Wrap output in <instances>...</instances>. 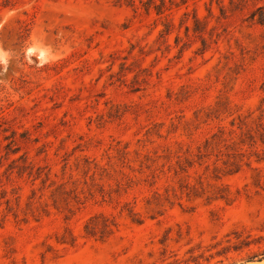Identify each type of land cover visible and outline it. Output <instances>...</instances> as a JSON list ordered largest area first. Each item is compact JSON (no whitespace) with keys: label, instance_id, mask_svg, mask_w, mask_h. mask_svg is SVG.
I'll return each instance as SVG.
<instances>
[{"label":"rangeland","instance_id":"obj_1","mask_svg":"<svg viewBox=\"0 0 264 264\" xmlns=\"http://www.w3.org/2000/svg\"><path fill=\"white\" fill-rule=\"evenodd\" d=\"M178 1L157 14L140 0L137 9L113 0H0V264H166L164 254L182 256L235 228L264 235V160L253 163L261 180L248 167L223 178L232 202L183 197L155 218L146 197L157 185L135 181L122 198L136 202L144 221L121 215L104 241L84 237L83 225L98 211L119 214L114 203L88 202L70 220L51 205L42 214L48 185L83 181L90 161L110 167L130 151L125 170L139 176L135 151L167 157L178 141L197 146L218 122H186L218 95L244 112L264 103V24L259 11L250 17L264 0ZM162 157L156 166L167 169ZM167 185L160 179L162 192ZM67 226L79 234L74 245L57 242ZM247 252L219 264H264L262 255L242 260Z\"/></svg>","mask_w":264,"mask_h":264},{"label":"trees","instance_id":"obj_2","mask_svg":"<svg viewBox=\"0 0 264 264\" xmlns=\"http://www.w3.org/2000/svg\"><path fill=\"white\" fill-rule=\"evenodd\" d=\"M117 4H126L137 9L136 0H113ZM185 1V0H183ZM146 12L151 9L157 14H162L172 9L180 2L178 0H140ZM259 11L258 23L264 24V6L258 7L251 13V19H255ZM171 28H167L169 32ZM228 120L227 122H225ZM216 121L215 128L205 135L204 140L194 148L191 144L185 145L178 141L179 148L165 146V154H151V151H135L137 167L133 164V171L138 173L132 176L126 172V167H131L133 159L129 157L130 151L124 152L117 163L104 166L98 162L90 161L94 167H87V175L83 181L65 180L58 182L53 180L48 187H52L48 200H42V214L49 212L51 205L59 212L65 214V219L70 220L77 211L86 207L88 202L114 203L120 207L119 214L98 211L89 216L83 225V236L92 237L104 241L110 238L119 228L121 215L131 218L132 221L142 223L144 217L141 211L136 209V202L132 204L122 198L123 192L136 181V183L155 186L152 196L146 197L148 217L155 218L156 214L163 215L168 208L181 204V199L203 198L207 202L224 200L228 203L235 200V196L228 183L223 178L237 174L246 167L257 170L255 180H261V169L254 167V162L264 160V103L257 110L244 112L242 107L234 103L226 95H218L214 104L202 107L195 112V116L187 128L198 129L200 124H210ZM192 134V133H191ZM187 146L185 150L183 147ZM166 159L165 166L158 168L157 159ZM175 160V162H173ZM92 171V174L89 173ZM115 177V186L106 185L107 179ZM163 177L168 185L164 191L160 190L158 183ZM50 179V172L45 173L44 185ZM46 187V188H48ZM45 188V189H46ZM239 191V190H237ZM115 194H117L115 196ZM44 193L42 192V197ZM10 201L8 200V203ZM36 199L29 201V209L36 210ZM15 217L19 216L18 207L8 205ZM79 238L73 228L67 226L61 235L57 236V242L74 245ZM258 245L259 251H253V246ZM248 250L242 260L252 261L259 255L264 257V235L254 237L245 229L235 228L221 238L217 236L205 244L203 241L189 247L184 255L179 256L171 252L168 256L164 254L166 264H214L222 263L230 257L233 252ZM166 253V252H165ZM155 264V263H150Z\"/></svg>","mask_w":264,"mask_h":264}]
</instances>
